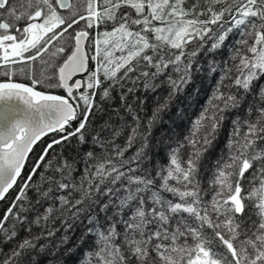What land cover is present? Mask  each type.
<instances>
[{
    "label": "snow or ice",
    "instance_id": "1",
    "mask_svg": "<svg viewBox=\"0 0 264 264\" xmlns=\"http://www.w3.org/2000/svg\"><path fill=\"white\" fill-rule=\"evenodd\" d=\"M0 202V264H264V0H0Z\"/></svg>",
    "mask_w": 264,
    "mask_h": 264
},
{
    "label": "trees",
    "instance_id": "2",
    "mask_svg": "<svg viewBox=\"0 0 264 264\" xmlns=\"http://www.w3.org/2000/svg\"><path fill=\"white\" fill-rule=\"evenodd\" d=\"M232 39L234 40L235 37ZM224 51L226 54L230 51V48L225 49ZM205 59L210 60L212 58L206 57ZM215 59L218 60L220 57L217 56ZM201 68L202 71L195 75L193 84L184 94L181 95L180 98L177 99L175 104L162 115L161 121H159L153 128L151 143L154 147L149 152V156L153 161L164 162L167 153L166 145L187 134L192 122L199 115L208 96L211 95L212 88L215 84V80L213 79L215 74L213 73L210 75L208 73L207 63H202ZM136 95L141 99H144V110L150 115L152 108L155 106V97L153 94L150 92L145 93L143 90H140ZM106 118L107 116H104V119ZM4 207L5 204L0 202V211H2ZM75 235L79 236L80 232L78 231ZM72 243L76 244V247L73 248L72 254L65 255L59 261V264H78V261L81 259V252L90 246L91 239L89 238L83 246L78 244L75 239Z\"/></svg>",
    "mask_w": 264,
    "mask_h": 264
}]
</instances>
